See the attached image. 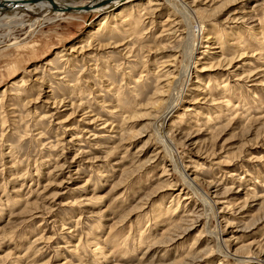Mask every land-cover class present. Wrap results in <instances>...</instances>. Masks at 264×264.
<instances>
[{"label": "rangeland", "instance_id": "374dc122", "mask_svg": "<svg viewBox=\"0 0 264 264\" xmlns=\"http://www.w3.org/2000/svg\"><path fill=\"white\" fill-rule=\"evenodd\" d=\"M132 2L0 27V264H264V0Z\"/></svg>", "mask_w": 264, "mask_h": 264}, {"label": "bare ground", "instance_id": "6f19581e", "mask_svg": "<svg viewBox=\"0 0 264 264\" xmlns=\"http://www.w3.org/2000/svg\"><path fill=\"white\" fill-rule=\"evenodd\" d=\"M134 0H79V1H76V0H0V27L3 26V25H6L8 24V26L12 27V25L14 23L18 24H22V23H29L30 25H32L31 27H33L35 25V23L37 21H48L51 19V18H54V17H59V16H63L64 14H68L70 15L71 14H79V13H87V14H101V12H104V16L102 18V21L100 24H103L102 27H104L107 22H106V19H107V16H108V13L111 9L115 8L118 10V13L117 15H122L123 11L126 10V14L124 15H127L126 17H123L122 18V22H127V24L130 22L129 25H133L135 23V21L130 17V15L132 13H129V10H131V7L128 3L132 2ZM139 0H137L138 2ZM135 2V1H134ZM136 2V3H137ZM133 3V2H132ZM136 3H133V4H136ZM168 3V2H167ZM138 5V4H136ZM152 5V4H151ZM6 6H11L9 10L6 11ZM69 7H72L73 9L75 8V10L73 9H70ZM84 8V9H80V8ZM135 7V5H134ZM150 7V6H149ZM6 11V12H5ZM150 11V10H148ZM192 11V10H190ZM132 12V11H130ZM150 13V12H148ZM24 14H30L32 15L34 18L32 19H25L23 18ZM82 15H85V14H82ZM118 15V16H119ZM1 17L3 18H7L6 20V23H3L1 21ZM27 17V16H26ZM110 17V16H109ZM263 20H261L262 22ZM93 23L94 21L92 22L91 24V27L94 28L93 26ZM180 24V23H179ZM29 25V26H30ZM178 25V24H177ZM22 27V26H21ZM114 27V26H113ZM134 28V27H131V29ZM31 29V28H30ZM173 29V28H172ZM189 29V28H188ZM9 30V29H8ZM130 30V29H129ZM134 30V29H132ZM190 32V29L188 30ZM93 32L92 29H90L88 32H86L85 34H88V35H91V33ZM186 33V32H184ZM181 34V33H180ZM183 34V32H182ZM181 34V35H182ZM186 36V35H185ZM184 36V37H185ZM182 37V39L184 38ZM188 38V37H187ZM209 38V37H208ZM213 38V37H212ZM216 39V38H215ZM185 40V39H184ZM209 40V39H208ZM207 40V41H208ZM183 41V40H182ZM181 41V43H182ZM185 42V41H183ZM187 42V41H186ZM185 42V43H186ZM192 44V43H191ZM184 45V44H183ZM186 45V44H185ZM192 46V45H190ZM187 47V46H186ZM185 48V47H184ZM197 48V47H196ZM195 48V49H196ZM191 50L192 49H188V54L191 53ZM242 54V53H241ZM245 53H243V56H244ZM61 56V59L65 56V54L61 53L60 54ZM192 55V54H191ZM239 56V55H238ZM65 58V57H64ZM188 58V57H187ZM193 58V57H192ZM63 60V59H62ZM189 60V59H188ZM191 61V60H190ZM193 61V59H192ZM223 62V61H222ZM225 62V61H224ZM229 64H231L232 61H227ZM190 64V62H189ZM192 65V64H191ZM190 65V66H191ZM211 65V64H210ZM188 66V67H190ZM214 67V66H213ZM187 69V68H186ZM190 70V69H189ZM188 73V71H186ZM183 73V72H182ZM166 74V73H165ZM185 74V73H184ZM164 75V74H163ZM168 75V74H167ZM186 75V74H185ZM178 80V79H177ZM168 81V80H167ZM178 82V81H177ZM176 82V83H177ZM175 83V82H174ZM225 86H227V84H225ZM224 86V87H225ZM174 87V86H173ZM170 99V98H169ZM171 101V100H170ZM168 102V101H167ZM226 102V105H227V109H231L230 106L232 105L231 104V100H227L225 101ZM169 105H170V102H169ZM167 106L166 108H168L169 110H171L172 106ZM165 115V114H164ZM163 115V116H164ZM215 119V118H214ZM208 122L210 121H213L210 117L207 118ZM163 126V125H162ZM166 146V145H165ZM167 149V148H166ZM170 157V156H169ZM175 158V157H174ZM171 159H172V163H173V157L171 155ZM178 159V158H177ZM176 161V160H175ZM178 164V163H177ZM181 164V163H179ZM178 167H184V166H178ZM174 169V168H173ZM176 169V168H175ZM177 170V169H176ZM181 172V170H180ZM182 178H186L185 176L182 177ZM181 178V179H182ZM186 182V181H185ZM185 185V184H184ZM187 186V185H186ZM185 186V187H186ZM190 186V185H188ZM187 186V187H188ZM189 190L191 188L188 187ZM193 188V187H192ZM194 189V188H193ZM182 191V190H181ZM196 191V190H195ZM180 193V192H179ZM193 193V190L189 191V193H186L185 196H187L185 198V200L191 198V197H188L190 195H192ZM179 196V195H178ZM165 197V196H164ZM203 202V201H202ZM216 203V202H215ZM177 209V208H176ZM175 211V209L173 210ZM173 214V212H172ZM217 235V234H216ZM220 237V236H219ZM218 237V239H219ZM172 241V240H171ZM220 241V239H219ZM222 243V242H221ZM166 247V246H165ZM261 248V247H260ZM98 249V248H97ZM102 251V250H101ZM261 251V249H260ZM103 252V251H102ZM101 253V252H100ZM107 254V253H106ZM254 254L255 252H252L250 255H248V260H252L254 259ZM253 256V257H252ZM246 258V259H247ZM248 262V261H247ZM258 262H261L258 260ZM100 263V262H99Z\"/></svg>", "mask_w": 264, "mask_h": 264}, {"label": "water", "instance_id": "95a60500", "mask_svg": "<svg viewBox=\"0 0 264 264\" xmlns=\"http://www.w3.org/2000/svg\"><path fill=\"white\" fill-rule=\"evenodd\" d=\"M10 7H11V6H6V11L9 10ZM69 8H70V9H73L72 7H69ZM80 9H84V8L82 7V8H80ZM73 10H75V8H74ZM6 11H5V12H6Z\"/></svg>", "mask_w": 264, "mask_h": 264}]
</instances>
